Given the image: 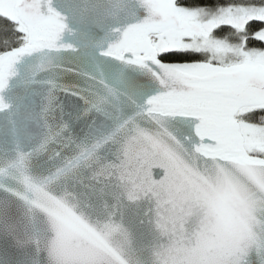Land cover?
Here are the masks:
<instances>
[{
    "label": "water",
    "instance_id": "water-1",
    "mask_svg": "<svg viewBox=\"0 0 264 264\" xmlns=\"http://www.w3.org/2000/svg\"><path fill=\"white\" fill-rule=\"evenodd\" d=\"M0 56V264H264V162L233 119L264 69L166 64L179 0H17Z\"/></svg>",
    "mask_w": 264,
    "mask_h": 264
},
{
    "label": "rangeland",
    "instance_id": "rangeland-1",
    "mask_svg": "<svg viewBox=\"0 0 264 264\" xmlns=\"http://www.w3.org/2000/svg\"><path fill=\"white\" fill-rule=\"evenodd\" d=\"M258 0H241L243 5L212 11L179 8L182 29L168 30L151 36L158 56L169 53H195L208 64L222 68L251 67L264 69V51L245 50L213 37L212 29L225 24L238 25L249 21L264 23V6ZM17 0H0L1 10L14 12ZM238 122L236 119H233ZM240 140L246 157L264 162V128L240 124Z\"/></svg>",
    "mask_w": 264,
    "mask_h": 264
},
{
    "label": "trees",
    "instance_id": "trees-1",
    "mask_svg": "<svg viewBox=\"0 0 264 264\" xmlns=\"http://www.w3.org/2000/svg\"><path fill=\"white\" fill-rule=\"evenodd\" d=\"M241 0H179V8L188 10L209 9L216 11L227 7L243 5ZM256 5L264 6V0ZM213 37L227 41L235 46H244L245 50H264V23L262 21L243 22L238 25L225 24L214 29ZM28 41V31L18 20L16 13L8 12L0 7V56L24 46ZM166 64L207 63L195 53H169L160 56ZM236 120L241 125L264 128V108H252L241 111Z\"/></svg>",
    "mask_w": 264,
    "mask_h": 264
},
{
    "label": "flooded vegetation",
    "instance_id": "flooded-vegetation-1",
    "mask_svg": "<svg viewBox=\"0 0 264 264\" xmlns=\"http://www.w3.org/2000/svg\"><path fill=\"white\" fill-rule=\"evenodd\" d=\"M263 43H264V39H263ZM264 51V50H263ZM263 51H261V53H263ZM258 52H260V51H258Z\"/></svg>",
    "mask_w": 264,
    "mask_h": 264
}]
</instances>
